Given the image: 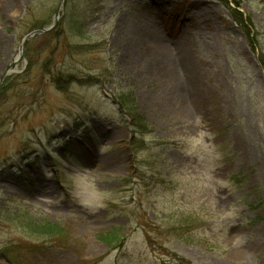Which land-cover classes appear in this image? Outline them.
Wrapping results in <instances>:
<instances>
[{"label":"rangeland","instance_id":"obj_1","mask_svg":"<svg viewBox=\"0 0 264 264\" xmlns=\"http://www.w3.org/2000/svg\"><path fill=\"white\" fill-rule=\"evenodd\" d=\"M1 2L0 264H264V0Z\"/></svg>","mask_w":264,"mask_h":264},{"label":"water","instance_id":"obj_2","mask_svg":"<svg viewBox=\"0 0 264 264\" xmlns=\"http://www.w3.org/2000/svg\"><path fill=\"white\" fill-rule=\"evenodd\" d=\"M63 3H64V0H60V5L59 7L57 8V10H55V14H54V18H53V22L52 24L47 27V28H43V29H39V30H36V31H33L31 32L29 35L26 36V38L21 42L20 44V49H21V52L19 53V55L22 54V51H23V45L24 43L27 42V40H30L32 37L36 36V35H41V33H47L49 31H52V29H54L56 27V24L58 22V19H59V15H60V12H61V9L63 7ZM10 69V68H9ZM7 70L1 77H0V83L3 81L4 77L7 76L10 72L12 73L11 70Z\"/></svg>","mask_w":264,"mask_h":264},{"label":"trees","instance_id":"obj_3","mask_svg":"<svg viewBox=\"0 0 264 264\" xmlns=\"http://www.w3.org/2000/svg\"><path fill=\"white\" fill-rule=\"evenodd\" d=\"M32 227H33L32 229L36 233L49 235L55 238H57L58 235L62 233L61 232L62 228L60 225L48 221H44L43 224H38V225L32 224Z\"/></svg>","mask_w":264,"mask_h":264},{"label":"bare ground","instance_id":"obj_4","mask_svg":"<svg viewBox=\"0 0 264 264\" xmlns=\"http://www.w3.org/2000/svg\"><path fill=\"white\" fill-rule=\"evenodd\" d=\"M8 0H2V4L3 5H6V3L5 2H7ZM21 52V49H19V53ZM147 57V56H146ZM155 58V56L153 57V56H150V59H152L153 60V62H155L156 61V59H154ZM168 58V62L169 61H171V58H169V57H167ZM150 59H149V56H148V60L147 61H150ZM166 59V58H165ZM167 61V60H166ZM173 64V63H172ZM165 68V69H164ZM160 69H161V71L162 70H164L165 72L168 70V65H167V63H165V62H162V64H161V67H160ZM163 72V71H162ZM164 73V72H163ZM165 74V73H164Z\"/></svg>","mask_w":264,"mask_h":264}]
</instances>
